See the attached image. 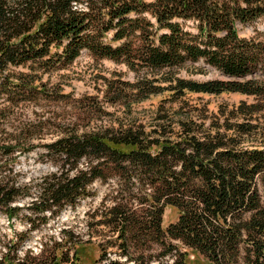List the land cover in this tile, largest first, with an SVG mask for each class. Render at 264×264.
Segmentation results:
<instances>
[{
    "label": "trees",
    "instance_id": "16d2710c",
    "mask_svg": "<svg viewBox=\"0 0 264 264\" xmlns=\"http://www.w3.org/2000/svg\"><path fill=\"white\" fill-rule=\"evenodd\" d=\"M259 25L264 0H0V215L34 230L98 181L108 188L94 213L101 254L93 264H123L110 251L133 264H191V254L208 264H264ZM85 52L126 66L134 79L100 70L95 93L66 91L69 75L60 72ZM201 61L226 78L183 76L207 68ZM225 92L247 99L213 111L188 97ZM166 93L152 121L134 115ZM31 104L35 116H25ZM39 147L57 171L32 197L13 161ZM27 198L29 212L17 205ZM167 209L177 219L165 227ZM63 233V242L24 257L19 234L0 264H85L81 243Z\"/></svg>",
    "mask_w": 264,
    "mask_h": 264
},
{
    "label": "rangeland",
    "instance_id": "374dc122",
    "mask_svg": "<svg viewBox=\"0 0 264 264\" xmlns=\"http://www.w3.org/2000/svg\"><path fill=\"white\" fill-rule=\"evenodd\" d=\"M153 2L154 0H149ZM260 29L264 31V26L259 25ZM253 26H247L242 30V34L249 36L254 32ZM207 67L203 70L195 69V71L188 72L183 70L182 74L184 77L206 81L209 79L223 78L226 76L222 75L219 71L201 61L197 63V67ZM15 69V68H14ZM22 68H17L20 70ZM123 70L127 72V78L133 80L135 74L128 72L126 66L115 63L109 59L97 60L92 58L88 53H84L73 66L67 70H62L60 74H67L69 77L68 84L65 85L66 91H74L77 96L85 94H93L96 92L94 89L95 76L101 71L103 73L110 74L114 70ZM101 70V71H100ZM60 74H56L53 78L57 81L60 78ZM167 97V93L163 95L153 96L150 99L137 105L134 110V115L142 118L145 121H152V116L156 111L157 107L161 103L162 99ZM191 100L194 102L206 103L209 108L213 111H217L219 106L222 104H237L242 100H246L247 97L239 93H222L219 95L209 94H189ZM168 107H177L178 103L167 104ZM114 111V109H111ZM37 111V105L31 104L26 108L25 116H35ZM120 114V113H119ZM43 149L39 147L33 152L28 154H21L16 157L14 163V174L18 179L23 182L31 184L32 197L38 195V188L36 184L39 183L41 178L48 173L56 172V167L50 162L44 161L41 158V152ZM107 185L101 182H96L90 186L89 190L92 195L85 199L79 200L75 208L69 206L63 210L58 217H50L46 223L38 221L40 227L31 230L29 223L23 219H15L9 221L7 216L0 215V258L10 249H14L12 244L19 241V234H26L25 241L17 247L16 253L19 257H24L28 250L32 251L34 255H40L43 250L48 246L56 243L63 242L65 236L63 231H71L74 236L72 242H80L82 249V258L85 264H93L95 260L100 257V249L98 241L101 233H98V226H94L98 218L94 217L95 211L101 204L103 195L107 190ZM31 198H27L18 202L17 205L23 207L25 212H29L28 207L30 205ZM177 219V214L174 210L167 209L164 217V226L167 227L171 222ZM102 230L101 227L99 229ZM99 234V235H98ZM71 245V243H70ZM108 258L112 260H118L123 264H133L132 262H126V258L120 256L116 251H110ZM191 264H208L203 258L197 254L190 255ZM95 264H107V262H97ZM156 264V263H155Z\"/></svg>",
    "mask_w": 264,
    "mask_h": 264
}]
</instances>
